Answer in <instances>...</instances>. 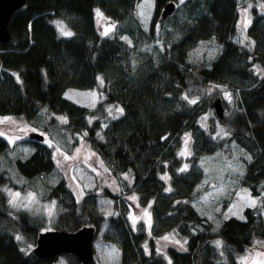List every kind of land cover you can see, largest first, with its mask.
Masks as SVG:
<instances>
[{
    "label": "trees",
    "instance_id": "1",
    "mask_svg": "<svg viewBox=\"0 0 264 264\" xmlns=\"http://www.w3.org/2000/svg\"><path fill=\"white\" fill-rule=\"evenodd\" d=\"M136 1L23 0L7 19L8 38L0 41V114H62L68 132L84 130L113 171L128 172L120 194L88 190L78 201L58 174L46 191L56 206L49 228L90 225L93 241L116 246L117 264H164L154 240L166 231L183 238L181 248L165 244L170 264H245L236 254L264 238V213L247 205L242 216H224L214 226L187 198L203 173L199 156L233 140L249 153L238 182L264 205V9L249 7L243 43L232 38L238 0H172L173 10L159 21L166 0H152L146 27L132 12ZM95 9L113 21L107 34L96 30ZM54 21L70 27L72 35L60 32ZM205 38L217 43L216 53L209 60H189V48ZM207 82L232 94L227 113L215 116L226 125L224 137L210 136L198 123L209 99L183 97L184 90L201 92ZM67 85L93 87L99 97L91 106L76 103L62 95ZM108 103L122 112L106 117ZM24 140L30 150L13 158L16 171L27 177L53 172L49 145ZM6 144L0 135V149ZM6 178L0 168V264H50L57 256L65 264H98L93 257L82 263L66 251L39 257L21 249L13 231L34 242L40 220L7 210L1 187ZM130 193L136 204L148 205L147 227L129 222L124 195ZM99 194L112 199L107 213L97 211Z\"/></svg>",
    "mask_w": 264,
    "mask_h": 264
},
{
    "label": "rangeland",
    "instance_id": "2",
    "mask_svg": "<svg viewBox=\"0 0 264 264\" xmlns=\"http://www.w3.org/2000/svg\"><path fill=\"white\" fill-rule=\"evenodd\" d=\"M251 5L260 10L264 9L262 0H238L237 2L235 32L232 35L234 40L245 43L244 28L250 16L249 7ZM152 6V0H137L134 4L132 12L142 27H146L149 23ZM97 11V9L94 10L96 30L100 33H106L111 29L113 21L100 12V15H97ZM54 23L58 25L60 32H62L61 29L71 32L70 27L64 23L58 21H54ZM156 23V19H154V25ZM121 36L126 42H130L126 35ZM217 50V43L210 38H205L189 48L187 58L189 60H209ZM62 95L76 103L87 106H91L99 97L98 92L93 87L72 85L65 86ZM216 95L221 100L222 112L227 113L232 102V94L229 88L222 84L207 82L201 92L183 91V97L188 100L209 99L211 101ZM222 101H224V106ZM117 109H120L117 103L105 104V116H114L119 112ZM215 116L216 114L209 102L198 116V123L208 131L210 136L224 137L228 134L226 125L218 121ZM64 122L65 117L62 114L51 112L45 114L44 110H39L28 118L12 114H0V135L6 139L8 144L0 149V168L7 174V178L1 184L7 210L12 213L22 210L28 216L39 219V230L54 225L55 198L47 196L46 191L58 174L64 177L65 183L76 201L88 190L97 192L101 188H107L110 192L120 194L121 189L124 188L129 179L127 171H113L109 161L97 154L85 139L84 130L68 132L66 125H63ZM31 131L40 133L41 140L49 145L54 163L53 172H39L34 176L27 177L18 173L12 165L14 157L23 158L29 152L30 145L26 143L24 138L29 137L28 134ZM247 157H249V153L233 140L225 141L222 147L210 154L199 156L203 173L187 199L195 210L207 216L214 226H217L224 216H242L241 210L247 205H255L264 213V205L260 204L258 196L250 194L248 189L238 182V177L243 169V160ZM131 195L134 193H130L128 196L124 195L129 202L126 216L132 226L141 222L147 227L150 221L149 207L147 204H136ZM97 199L99 200L97 211L107 213L112 199L110 200V198L100 194ZM253 201L255 204L252 203ZM13 233L21 249H31L34 244L33 241L19 231H13ZM154 243L155 250H159L164 256V264H170L163 248L167 243H172L181 248L183 247V238L173 231H166L155 238ZM90 244L91 257L98 264H117L118 249L113 243L97 239L90 241ZM236 257L245 264L264 262V238L246 245L241 252L236 254ZM50 264H65V262L60 256H57Z\"/></svg>",
    "mask_w": 264,
    "mask_h": 264
},
{
    "label": "water",
    "instance_id": "3",
    "mask_svg": "<svg viewBox=\"0 0 264 264\" xmlns=\"http://www.w3.org/2000/svg\"><path fill=\"white\" fill-rule=\"evenodd\" d=\"M23 0H0V41L8 38L7 19L10 13L20 6ZM172 0H166L160 7L157 20H161L174 8ZM211 105L217 116L222 115V104L219 96L211 99ZM29 137L40 139L41 134L31 131ZM92 227L81 225L73 230L60 228H45L36 233L34 244L31 246L33 254L39 257L50 256L61 251L72 253L79 261L86 263L91 259Z\"/></svg>",
    "mask_w": 264,
    "mask_h": 264
},
{
    "label": "snow or ice",
    "instance_id": "4",
    "mask_svg": "<svg viewBox=\"0 0 264 264\" xmlns=\"http://www.w3.org/2000/svg\"><path fill=\"white\" fill-rule=\"evenodd\" d=\"M181 2H183V0H181ZM142 14H143V13H142ZM97 15H100L99 11H97ZM61 30H62V33H63L64 35H67V36L72 35L71 32L64 31L63 29H61ZM105 34H107V32H106ZM191 102H192V103H195V101H191ZM117 110L120 111V112H122V109H117ZM17 195H18V194H17ZM133 199H135V198L133 197ZM252 203L255 204V201H253ZM17 239H20V237H17ZM165 239H168V238L165 237ZM217 244H219V241L217 242Z\"/></svg>",
    "mask_w": 264,
    "mask_h": 264
},
{
    "label": "bare ground",
    "instance_id": "5",
    "mask_svg": "<svg viewBox=\"0 0 264 264\" xmlns=\"http://www.w3.org/2000/svg\"><path fill=\"white\" fill-rule=\"evenodd\" d=\"M41 139V138H40Z\"/></svg>",
    "mask_w": 264,
    "mask_h": 264
}]
</instances>
